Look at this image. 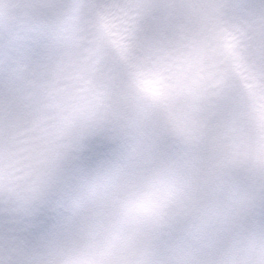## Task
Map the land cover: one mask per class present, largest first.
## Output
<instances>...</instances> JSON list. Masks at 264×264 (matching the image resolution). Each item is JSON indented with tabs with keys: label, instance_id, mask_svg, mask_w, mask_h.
<instances>
[{
	"label": "clouds",
	"instance_id": "9594fccd",
	"mask_svg": "<svg viewBox=\"0 0 264 264\" xmlns=\"http://www.w3.org/2000/svg\"><path fill=\"white\" fill-rule=\"evenodd\" d=\"M0 264H264V0H0Z\"/></svg>",
	"mask_w": 264,
	"mask_h": 264
},
{
	"label": "snow or ice",
	"instance_id": "6c2138e0",
	"mask_svg": "<svg viewBox=\"0 0 264 264\" xmlns=\"http://www.w3.org/2000/svg\"><path fill=\"white\" fill-rule=\"evenodd\" d=\"M141 90L146 96L153 98L159 103H163L167 96L165 86L154 81H145ZM84 103L109 109L123 106L124 104L129 103V101L112 91L99 88L91 91L87 95ZM245 115V112L238 111L230 117V122L236 126H239L242 123Z\"/></svg>",
	"mask_w": 264,
	"mask_h": 264
}]
</instances>
